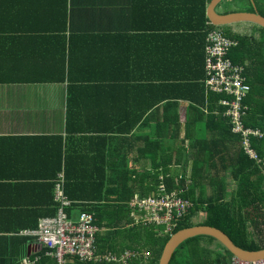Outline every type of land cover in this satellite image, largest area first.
Here are the masks:
<instances>
[{
	"label": "crops",
	"instance_id": "0c3cea01",
	"mask_svg": "<svg viewBox=\"0 0 264 264\" xmlns=\"http://www.w3.org/2000/svg\"><path fill=\"white\" fill-rule=\"evenodd\" d=\"M200 2L0 0V231L10 227L5 235H12L17 227L15 234L36 245L23 231L52 214V182L63 171L68 215L99 210L102 221L116 223L97 231L114 249L97 251L117 258L67 257L64 264H133V257L121 261L127 252L147 258L145 249L125 247L142 231L131 199L153 188L157 175L176 185L185 177L186 187L196 158L188 139L181 145L185 129L174 130L176 120L163 121V111L178 112L183 126L206 94L210 21L177 23ZM65 5L76 31L71 37L61 30ZM164 76L174 77V87ZM214 171L204 164L205 175Z\"/></svg>",
	"mask_w": 264,
	"mask_h": 264
},
{
	"label": "trees",
	"instance_id": "16d2710c",
	"mask_svg": "<svg viewBox=\"0 0 264 264\" xmlns=\"http://www.w3.org/2000/svg\"><path fill=\"white\" fill-rule=\"evenodd\" d=\"M207 1L209 0H201L200 4L193 6L195 7L194 10L179 14L178 25H182L184 17H191L193 21L198 20V22L208 21L204 11ZM221 5L223 6L222 12L253 11L255 8L264 16V0H221L216 6L217 10L221 8ZM200 9L202 12H197ZM67 10L65 5L62 20L63 29L61 30L65 28L67 37H71L76 31L69 28L73 26V23L72 19L67 17ZM92 11L94 10L92 9L90 12L93 13ZM98 17L100 19L98 23L104 25L105 18ZM249 23L252 25H244L245 29L249 26L247 30H233L231 25L237 24L236 22L226 25H214L208 22L205 35L207 36L208 29L215 26L221 29L226 37L235 42L234 46L228 50L227 56L232 62L242 65L243 74L250 87L249 92L243 98V103L247 108L241 119L244 126L257 128L261 132V135L251 134L249 141V146L256 152L259 161L256 162L245 152L240 133L233 130L229 117L224 114L226 106L218 102L224 96L223 94L215 91H206L205 95L202 93L197 101L198 105L188 109L183 126L182 122L178 120V112L171 114L168 110H164L163 121L174 118L176 120L174 121L176 124L174 130L180 132L185 129L186 134L181 137V145L188 139V146L196 149L192 175H190V181L186 187L181 183V180H186L185 177L181 178L176 185L175 182L171 183L169 181L170 176L164 174L163 178L159 179L157 175L155 176V182H153V188L144 190L139 194V197L146 196L151 191H156L154 188L160 182H163L167 191H174L180 197L188 199L191 206L169 232L163 231V225L156 226L139 222L137 226H140L142 231H137V235L132 234L129 243L125 247L145 249L148 256L145 259L133 257L131 260L134 261L133 264H157L162 247L169 235L180 228L193 224L215 226L224 231L235 244L245 249L264 247V28L256 23ZM96 30L104 31L105 29ZM164 65H168V63L164 62ZM164 77L163 81L173 82L170 87H174V77ZM183 86L184 84H181V87ZM174 95H176L174 97V100H176L180 94ZM176 102L174 101V103ZM200 122L202 124H199ZM199 125L203 126L204 134L199 133ZM204 164L215 168V171L205 175L206 172L203 173ZM56 178L57 175L52 182L53 198ZM62 178L63 191L67 196L63 171ZM127 179L128 176L126 175ZM204 183L210 186L208 191L205 189ZM131 196L132 194H130ZM56 204V200L53 199L54 211L48 216L54 215ZM68 207L66 208L67 213ZM98 211L96 210L92 215L94 222L100 229L116 224L102 221L101 213ZM200 212L204 213L203 218L195 221L194 218L199 216ZM39 219L32 220L34 228L38 226ZM16 228H13L15 231L11 232L12 235H5L11 231L10 227L3 228L4 231L7 230L6 233L0 231V264H21L25 257L34 260V264H57L56 259L51 256L45 247H39L37 244L34 246L27 244L30 236L15 234L18 231ZM130 231L132 232V229ZM133 231L135 230L133 229ZM201 238H207L208 242L214 241V247L200 245ZM191 241H194V244H191ZM95 245L100 251L114 249L112 248L113 244L105 237L99 236L98 233H96ZM231 256L230 251L212 236L196 235L185 239L176 247L168 264L225 263L228 257ZM67 257L86 263V261H81L74 256H66L65 260ZM98 264L113 263L101 262Z\"/></svg>",
	"mask_w": 264,
	"mask_h": 264
},
{
	"label": "built area",
	"instance_id": "2783aa9c",
	"mask_svg": "<svg viewBox=\"0 0 264 264\" xmlns=\"http://www.w3.org/2000/svg\"><path fill=\"white\" fill-rule=\"evenodd\" d=\"M208 30L205 44V89L224 95L218 102L226 106L224 114L229 117L233 130L240 133L245 152L255 158L256 153L249 146L250 135H261V132L247 128L241 119L247 108L243 98L250 87L243 74L242 65L232 62L227 56L235 42L226 37L218 27ZM62 181V173H58L54 182V199L57 202L54 215L40 218L35 229L25 230L23 233L34 235L37 245L45 247L57 264H64L66 256H74L81 261L117 260L112 254L97 251L95 235L99 227L91 213L80 211L75 219L68 215L66 208L70 206L71 200L64 194ZM155 190L146 196L133 197L131 204L141 210V223L163 225V231L169 232L178 219L188 212L191 202L174 191H167L163 182ZM132 257L135 254L127 252L121 257V261L127 263ZM21 264H34V260L28 259ZM216 264H264V257L244 260L232 256L225 263Z\"/></svg>",
	"mask_w": 264,
	"mask_h": 264
},
{
	"label": "water",
	"instance_id": "95a60500",
	"mask_svg": "<svg viewBox=\"0 0 264 264\" xmlns=\"http://www.w3.org/2000/svg\"><path fill=\"white\" fill-rule=\"evenodd\" d=\"M221 0H210L206 7V17L214 25H226L240 21L253 22L264 28V16L255 8L253 11L236 10L220 12L216 6ZM196 235H209L218 240L230 253L240 259L256 260L264 257V247L245 249L235 244L221 229L207 224H193L171 233L165 241L157 264H168L176 247L185 239Z\"/></svg>",
	"mask_w": 264,
	"mask_h": 264
},
{
	"label": "rangeland",
	"instance_id": "374dc122",
	"mask_svg": "<svg viewBox=\"0 0 264 264\" xmlns=\"http://www.w3.org/2000/svg\"><path fill=\"white\" fill-rule=\"evenodd\" d=\"M228 1V0H227ZM221 4V3H220ZM221 9V10H220ZM219 9V11L220 12H222L223 11V6L221 5V8ZM237 24H233V25H231V27L233 28V30H247V29H249L248 27H246V29L244 28V25L245 24H250V25H252L251 23H249V22H247V21H240V22H236ZM238 23H240V24H238ZM247 128H250L251 130L252 129H257V128H252V127H247ZM203 216H204V213L203 212H201V214H200V216H196L195 218H194V220L195 221H197V220H201L202 218H203ZM191 244L193 243L194 244V241H191L190 242ZM199 244L200 245H209V247H214V241H211V242H208L207 241V238H201V240L199 241ZM229 259V258H228Z\"/></svg>",
	"mask_w": 264,
	"mask_h": 264
}]
</instances>
